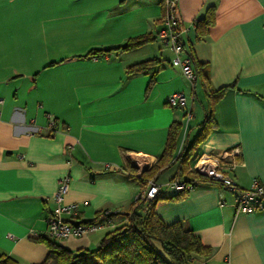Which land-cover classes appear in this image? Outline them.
<instances>
[{
	"label": "crops",
	"instance_id": "0c3cea01",
	"mask_svg": "<svg viewBox=\"0 0 264 264\" xmlns=\"http://www.w3.org/2000/svg\"><path fill=\"white\" fill-rule=\"evenodd\" d=\"M211 9L215 25L199 40L197 24ZM179 15L186 49L208 66L206 85L199 80L192 87L157 39L163 0H0V255L17 264L47 262L50 248L38 239L47 236L64 178L65 204L77 209L64 220L99 229L55 241L73 252L95 251L126 223L119 215L108 225L103 214L130 211L144 191L134 166L152 170L174 124L180 126L176 157L151 180L188 179L178 155L200 132L209 90L230 88L186 169L194 172L205 154L239 148L229 175L240 189L264 183V0H180ZM143 35L152 41L139 49L87 57ZM150 60L146 72L128 75L129 67ZM175 93L186 95V108L169 106ZM235 200L234 191L204 182L182 200L160 202L156 212L210 250L189 264H264V206L239 214Z\"/></svg>",
	"mask_w": 264,
	"mask_h": 264
},
{
	"label": "trees",
	"instance_id": "16d2710c",
	"mask_svg": "<svg viewBox=\"0 0 264 264\" xmlns=\"http://www.w3.org/2000/svg\"><path fill=\"white\" fill-rule=\"evenodd\" d=\"M215 20V10L211 9L207 17L198 22L197 35L199 40L204 39L209 29L215 25ZM151 41L152 38L150 36L143 35L131 39L125 45L117 48L92 50L87 57H100L113 52L133 51L145 46ZM186 51L192 58L193 67L197 75L195 86L199 80L204 85L208 84V66L197 62L190 50L186 49ZM153 63L154 61L150 60L131 66L128 68L127 73L129 76L144 73ZM153 79L151 84L154 81ZM228 89L230 88H223L217 91L209 90L210 110L200 128V132L194 142L178 155V160L181 161V174L189 177L184 181L196 182L195 187L204 182H212L198 176L195 171L188 172L186 163L190 159L191 151L203 143L213 129L215 124V104L224 96ZM179 127V124L171 126L169 141L165 152L152 170L143 173L141 177L133 175V177L138 179L144 190L149 180L156 177L176 157L175 150ZM189 193V191L172 192V195L167 197L163 196L161 192L152 201L138 199L132 204L130 211L125 214H109L105 216V212L103 215L106 220L113 222V218L123 215L126 218V223L108 232L95 251L79 250L73 252L61 247L48 235L42 236L38 241L47 244L50 248L49 258L45 264H189L191 259L195 257H207L210 255V250L203 246L199 237L184 228L180 223L171 226L166 225L156 212L157 205L160 202L182 200ZM0 264H17V262L11 257L0 255Z\"/></svg>",
	"mask_w": 264,
	"mask_h": 264
},
{
	"label": "built area",
	"instance_id": "2783aa9c",
	"mask_svg": "<svg viewBox=\"0 0 264 264\" xmlns=\"http://www.w3.org/2000/svg\"><path fill=\"white\" fill-rule=\"evenodd\" d=\"M179 1L180 0H163L166 8V16L164 21V28L157 34L163 46L169 48L175 58L173 59V66L179 67L187 81L195 86L197 75L193 67V61L187 53L185 43L183 41L184 29L180 28L181 18L179 15ZM168 104L172 108H186L187 97L184 93H175L168 99ZM192 114H188V119ZM241 155L239 148L229 151L205 154L201 156L195 164L194 171L198 176L205 178L207 181L219 184L236 193L235 208L237 213L252 214L264 206V183L259 180H254L249 189H240L236 181L229 175V171L236 167L234 160ZM224 162L231 164V167H225ZM109 167V166H107ZM137 176L141 177L143 168L138 167ZM196 182L171 181L166 185H159L154 180H150L146 189L137 198L154 200L163 190L168 188L173 193L183 191L191 192L195 188ZM69 192V179L64 178L59 182L55 201L58 209L48 219L47 235L53 240H66L69 238H82L91 232L99 229L97 224L78 223L72 224L64 220V216L76 217V206L66 205L65 197ZM136 200V201H137ZM110 213L106 212L104 215L108 216ZM108 225L112 222L107 220Z\"/></svg>",
	"mask_w": 264,
	"mask_h": 264
},
{
	"label": "water",
	"instance_id": "95a60500",
	"mask_svg": "<svg viewBox=\"0 0 264 264\" xmlns=\"http://www.w3.org/2000/svg\"><path fill=\"white\" fill-rule=\"evenodd\" d=\"M134 168H135L136 170H139V168H138L137 165H135ZM145 171H146V170H143V173H144Z\"/></svg>",
	"mask_w": 264,
	"mask_h": 264
},
{
	"label": "rangeland",
	"instance_id": "374dc122",
	"mask_svg": "<svg viewBox=\"0 0 264 264\" xmlns=\"http://www.w3.org/2000/svg\"><path fill=\"white\" fill-rule=\"evenodd\" d=\"M166 190L170 191L168 188H166Z\"/></svg>",
	"mask_w": 264,
	"mask_h": 264
}]
</instances>
